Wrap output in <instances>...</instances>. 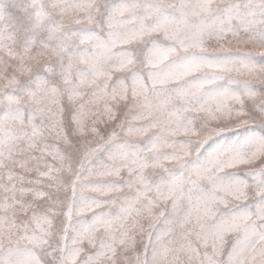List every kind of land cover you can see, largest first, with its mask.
<instances>
[{
    "label": "snow or ice",
    "instance_id": "6c2138e0",
    "mask_svg": "<svg viewBox=\"0 0 264 264\" xmlns=\"http://www.w3.org/2000/svg\"><path fill=\"white\" fill-rule=\"evenodd\" d=\"M0 264H264V0L0 6Z\"/></svg>",
    "mask_w": 264,
    "mask_h": 264
},
{
    "label": "clouds",
    "instance_id": "9594fccd",
    "mask_svg": "<svg viewBox=\"0 0 264 264\" xmlns=\"http://www.w3.org/2000/svg\"><path fill=\"white\" fill-rule=\"evenodd\" d=\"M30 0H18V8L20 10L27 9L29 7ZM71 146H69V151L66 159L62 162V174L61 180L63 184L66 186L67 192L66 195L71 198V184H72V176L75 171V166L72 163L71 159ZM56 247V237L53 236L51 241V248ZM51 250V249H50Z\"/></svg>",
    "mask_w": 264,
    "mask_h": 264
},
{
    "label": "rangeland",
    "instance_id": "374dc122",
    "mask_svg": "<svg viewBox=\"0 0 264 264\" xmlns=\"http://www.w3.org/2000/svg\"><path fill=\"white\" fill-rule=\"evenodd\" d=\"M7 5L12 13L19 11L18 0H0V6Z\"/></svg>",
    "mask_w": 264,
    "mask_h": 264
}]
</instances>
